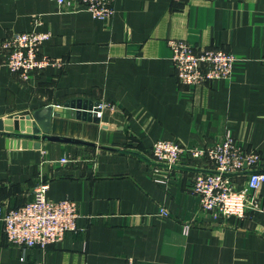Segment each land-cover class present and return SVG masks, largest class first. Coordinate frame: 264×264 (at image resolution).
Segmentation results:
<instances>
[{"label":"crops","instance_id":"obj_1","mask_svg":"<svg viewBox=\"0 0 264 264\" xmlns=\"http://www.w3.org/2000/svg\"><path fill=\"white\" fill-rule=\"evenodd\" d=\"M114 7L107 20L77 4L0 0V43L14 32H48L42 51L58 63L23 79L0 48L1 125L53 106L49 135L85 141L41 138L39 147L18 148L0 131V206L26 204L48 181L49 198H71L79 209L76 229L45 248L10 243L0 219V264H264V184L245 217H215L191 188L197 173L213 169L207 158L182 155L168 183L155 181L151 161L160 139L206 147L231 136L260 153L264 170V0ZM171 39L226 49L236 57L231 76L183 84ZM246 179L237 176V188Z\"/></svg>","mask_w":264,"mask_h":264},{"label":"built area","instance_id":"obj_2","mask_svg":"<svg viewBox=\"0 0 264 264\" xmlns=\"http://www.w3.org/2000/svg\"><path fill=\"white\" fill-rule=\"evenodd\" d=\"M59 5L77 4L95 17L110 20L115 14V0H54ZM48 32H14L0 48L8 51L7 64L11 71L28 79L31 73L50 64H58L43 51ZM172 60L179 80L190 87L231 76L236 57L224 48L195 46L183 39H171ZM184 154L192 158H207L213 169L194 176L191 188L200 197L201 208L212 216L245 217L249 206L257 202L256 192L264 184V170L258 167L260 153L244 150L231 136L206 147H189L176 139H160L151 150L154 179L168 183L174 168ZM246 174L241 188L236 177ZM48 181H39L33 188V198L26 204L10 208L0 206V219L10 243L18 246L47 247L61 241L68 231L77 227L78 204L71 198L53 200L48 197ZM256 195V196H255ZM161 215L169 211L161 208ZM126 264H144L128 258Z\"/></svg>","mask_w":264,"mask_h":264},{"label":"water","instance_id":"obj_3","mask_svg":"<svg viewBox=\"0 0 264 264\" xmlns=\"http://www.w3.org/2000/svg\"><path fill=\"white\" fill-rule=\"evenodd\" d=\"M75 101L68 102L64 105L65 109L68 110L70 106H75ZM80 100L78 101V108H82L83 105H80ZM98 105V104H97ZM96 104L90 103L89 110L90 114L93 115L95 121H98L96 112L99 111V107ZM86 108V106H85ZM94 111V112H93ZM53 114V106H47L43 109L36 110L32 113L28 120H19L18 117L13 118L9 117L4 120L5 126L1 125L0 121V131H5L10 137L9 146L12 147H39L41 138L43 140H58V141H69V142H85L79 139H72L60 136L49 135L51 131V120ZM33 118V121L31 120ZM27 130L29 134L20 135L14 133L15 130ZM44 134L41 136V134Z\"/></svg>","mask_w":264,"mask_h":264}]
</instances>
